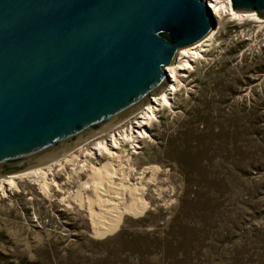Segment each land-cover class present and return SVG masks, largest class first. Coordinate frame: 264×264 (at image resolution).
<instances>
[{
	"label": "rangeland",
	"instance_id": "1",
	"mask_svg": "<svg viewBox=\"0 0 264 264\" xmlns=\"http://www.w3.org/2000/svg\"><path fill=\"white\" fill-rule=\"evenodd\" d=\"M259 18L222 17L203 57L181 78L172 107L151 125V137L137 151L125 146L133 181L145 172L144 206L117 208L112 228L98 234L88 192L78 195L107 156L84 157L136 114L44 166L42 182L33 175L12 185L0 181V264H264Z\"/></svg>",
	"mask_w": 264,
	"mask_h": 264
},
{
	"label": "water",
	"instance_id": "2",
	"mask_svg": "<svg viewBox=\"0 0 264 264\" xmlns=\"http://www.w3.org/2000/svg\"><path fill=\"white\" fill-rule=\"evenodd\" d=\"M232 2L264 18V0ZM216 28L206 0H0V178L131 118Z\"/></svg>",
	"mask_w": 264,
	"mask_h": 264
},
{
	"label": "bare ground",
	"instance_id": "3",
	"mask_svg": "<svg viewBox=\"0 0 264 264\" xmlns=\"http://www.w3.org/2000/svg\"><path fill=\"white\" fill-rule=\"evenodd\" d=\"M209 6L213 9L217 25L221 23V19L224 16H230L238 20L246 18L260 20L256 12H237L233 8L232 0H209ZM215 31L216 29L201 42L181 50L176 58V63L167 67L166 72H168L167 75L170 81L167 88L159 96L151 97V104L136 113L135 121L130 122L128 127L126 126V128L112 133L106 141L97 142L92 147V152L85 154L84 158L107 156V162L98 167L90 168L91 175L89 177L91 179L86 183H82V185L80 184L81 191L80 194L78 193L83 198L82 192H88L87 199L90 203V216L95 223V230L98 234H102L104 230L113 227L117 217V208L131 212L138 211L144 206L141 186L145 184V172H142L139 177L135 178L136 181H133L131 171L123 164L125 160L124 148L126 145H131L137 151L144 139L151 137V125L159 120L160 113L164 108L172 107L174 95L179 91L182 82L181 78L186 76L185 71L192 68L194 61L203 57L205 48L214 36ZM123 123L117 127L121 128L120 126ZM109 132H106V134ZM66 161L73 162L75 159L71 158ZM57 162L59 160L48 164V166L50 167L51 164H56ZM85 162V165L81 168L82 170L88 166L89 160L85 159ZM43 167L8 176L6 179L2 177L0 181L12 185L15 184L17 179L32 175L38 181H41L43 179L41 175ZM49 188L48 183L42 185L44 192H49Z\"/></svg>",
	"mask_w": 264,
	"mask_h": 264
},
{
	"label": "built area",
	"instance_id": "4",
	"mask_svg": "<svg viewBox=\"0 0 264 264\" xmlns=\"http://www.w3.org/2000/svg\"><path fill=\"white\" fill-rule=\"evenodd\" d=\"M206 3H207V5L209 6V0H206ZM209 8H210V6H209ZM210 9H211V11H212V13H213V15H214L213 9H212V8H210Z\"/></svg>",
	"mask_w": 264,
	"mask_h": 264
}]
</instances>
